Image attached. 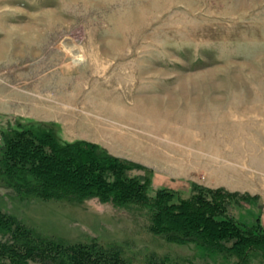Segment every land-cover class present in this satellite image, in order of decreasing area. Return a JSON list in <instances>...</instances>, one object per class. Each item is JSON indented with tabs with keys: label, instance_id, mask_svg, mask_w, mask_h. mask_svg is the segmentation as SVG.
Returning a JSON list of instances; mask_svg holds the SVG:
<instances>
[{
	"label": "rangeland",
	"instance_id": "374dc122",
	"mask_svg": "<svg viewBox=\"0 0 264 264\" xmlns=\"http://www.w3.org/2000/svg\"><path fill=\"white\" fill-rule=\"evenodd\" d=\"M45 127L133 163L154 190L235 194L236 220L264 227V0H0V146ZM0 209L130 264L212 262L151 234L142 206L0 182Z\"/></svg>",
	"mask_w": 264,
	"mask_h": 264
},
{
	"label": "trees",
	"instance_id": "16d2710c",
	"mask_svg": "<svg viewBox=\"0 0 264 264\" xmlns=\"http://www.w3.org/2000/svg\"><path fill=\"white\" fill-rule=\"evenodd\" d=\"M136 169L94 143L63 142L49 127L12 131L0 146V182L18 195L42 200L98 198L142 206L148 209L151 234L193 245L202 259L212 261L207 264H264V227L236 220L231 212L235 194L195 186L193 194L183 198L168 189L154 190L148 181L132 176ZM0 264L130 262L116 247L42 237L0 209ZM148 264L193 263L154 256Z\"/></svg>",
	"mask_w": 264,
	"mask_h": 264
}]
</instances>
